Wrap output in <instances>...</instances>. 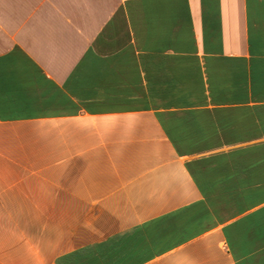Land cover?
Instances as JSON below:
<instances>
[{"label":"crops","instance_id":"0c3cea01","mask_svg":"<svg viewBox=\"0 0 264 264\" xmlns=\"http://www.w3.org/2000/svg\"><path fill=\"white\" fill-rule=\"evenodd\" d=\"M0 264H264V0H0Z\"/></svg>","mask_w":264,"mask_h":264}]
</instances>
